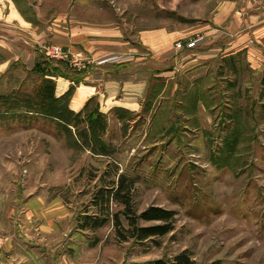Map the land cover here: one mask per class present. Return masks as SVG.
I'll return each instance as SVG.
<instances>
[{
    "label": "rangeland",
    "instance_id": "rangeland-1",
    "mask_svg": "<svg viewBox=\"0 0 264 264\" xmlns=\"http://www.w3.org/2000/svg\"><path fill=\"white\" fill-rule=\"evenodd\" d=\"M217 2L0 0V34L15 46L24 44L20 34H34L31 50L38 60L44 57L54 66L62 61L74 78L93 82L78 112L71 102L83 81L69 80V89L56 93L63 97L75 87L68 107L78 114L77 126L67 131L48 118L31 124L13 116L19 105L11 91L24 81L27 87L35 84L26 88L32 96L41 75L16 68L0 77V264H149L183 251L197 264H264V71L255 77L241 69L228 97L207 99L197 111L195 100H185L181 91L185 79L164 90L161 77H155L143 93L146 100L127 101L131 95H126L121 101L136 104L129 108L119 100L134 87L128 84L131 67L119 65L134 55L119 48L133 47L138 58L145 57L147 32L193 31L210 20ZM67 32L86 33L108 52L76 56L55 46L53 37ZM54 47L65 59L46 56ZM8 57L0 48V62ZM45 78L54 80L56 89L58 79H66ZM121 81H126L124 92L116 86ZM191 83L186 87L197 85ZM192 112L202 115H184ZM122 174L136 180L133 210L174 211L173 232L143 243L123 242L111 216L96 232L78 229L84 215L107 208L94 198L103 188L116 189ZM109 210L115 214L122 205L110 201Z\"/></svg>",
    "mask_w": 264,
    "mask_h": 264
},
{
    "label": "crops",
    "instance_id": "crops-1",
    "mask_svg": "<svg viewBox=\"0 0 264 264\" xmlns=\"http://www.w3.org/2000/svg\"><path fill=\"white\" fill-rule=\"evenodd\" d=\"M216 1L218 2L212 10L210 20L200 24L193 31L168 32L161 30L147 32L145 57L138 58L137 51L133 47L119 48L121 51H128L134 55L130 60L119 64L121 65L120 68L131 67L130 71L132 70V73L128 84L134 86L131 88L132 93L125 94L124 90H126L127 85H124V83L126 81H121V86L116 83L117 88L124 92L123 97L119 99L120 101H126L124 97L126 95H131L130 100L128 99L127 101L146 100V97L142 98L143 93L147 88L148 81H152L155 77H161L164 90L175 79L177 80L175 82L185 79V89H181V91L184 92L185 100H195L193 108L197 111L205 106L203 101L206 102L207 99L216 100L221 97L224 100L228 97L229 92L232 91L231 88L235 85V79L238 76L239 78L242 77L239 74L241 69V71L243 69L251 70L254 72L253 75L255 77L258 75V71H264V0ZM3 31L5 34L7 32L10 33L9 29H4ZM58 33L60 32L58 31ZM20 35H23L24 44L15 46L12 38L8 39L4 34H0V48L10 55L7 61L0 62L1 78H7L10 75L9 73L16 68H22L28 74H36L33 69L38 58L35 52L31 50V45L34 42L32 36L34 34L31 37L25 34ZM87 35L86 33L72 32L70 34L67 32L65 37L59 34L55 35L53 41L55 46L66 47L76 56L91 54L95 57L100 53L108 52V50L105 51V45L99 44L98 39L90 40ZM189 40H197L196 47L182 50L175 48L176 42L183 41L186 43ZM111 51L114 52L115 50ZM138 72H142L141 75H138ZM144 74L147 79L141 78ZM262 77L264 78L263 75ZM192 81L197 85H193V88H187L186 85L191 87ZM83 82L76 88L71 102V109L76 112L83 108L84 102L89 98L87 94L90 93L93 86L89 87L93 82L91 81L90 83L88 77H85ZM203 83L209 86H203ZM71 84L72 82L69 80L58 79L57 96L63 95ZM212 84L215 87L217 86V90H212V87L209 88ZM224 84L227 86L226 89L220 87L221 85L224 86ZM33 86L27 87L26 82L23 81L11 92L26 93V88L33 89ZM163 94H165L164 91L162 92ZM158 96H161V94L159 93ZM81 97H85L83 103L79 108H74L76 101ZM205 104L208 109L214 107L210 103ZM120 105L121 107L129 108L136 104L121 101ZM185 107L182 106V108ZM140 108L141 106L138 104V110ZM21 113L24 114V112L16 111L15 115L17 116ZM31 115L33 114L30 113L29 116ZM184 115L198 116L202 115V112H199V114L198 112L185 113ZM28 121H30L28 123L33 124L40 121V118L34 116L33 120Z\"/></svg>",
    "mask_w": 264,
    "mask_h": 264
},
{
    "label": "trees",
    "instance_id": "trees-1",
    "mask_svg": "<svg viewBox=\"0 0 264 264\" xmlns=\"http://www.w3.org/2000/svg\"><path fill=\"white\" fill-rule=\"evenodd\" d=\"M61 65L54 66L50 60H46L44 57L39 58L33 69V72L43 77L41 83L34 90V94L24 92L15 93L13 98L14 102L19 105L17 110H14V118L22 120H33V117L48 118L56 121L64 129L69 131L71 127H76L75 114L69 109V100L72 97L75 87H72L63 97L56 96V83L52 79L45 78L46 76L55 77L62 76L68 80H72L76 84L83 81V78H74L69 69L65 70L62 67L65 66L64 62L59 61ZM63 65V66H62ZM75 75H79L80 72L73 70ZM264 85V78L262 79ZM85 97L79 98L75 107L79 108ZM4 100V99H3ZM67 101L66 108L56 109V105L61 101ZM44 107V108H43ZM15 108V107H14ZM24 112L15 115V112ZM30 113L33 115L29 116ZM96 114L92 113L90 117H94ZM12 116V117H13ZM92 121V120H90ZM90 121L88 123H90ZM65 126V127H64ZM136 183V180L127 178L126 175H120L117 188L106 189L103 188L98 192V195L94 198L93 203L103 202L107 205V208L100 209V211L94 215H84L80 219L78 229L81 231L96 232L97 230L105 227L110 222V216L114 225L115 233L118 240L127 242L129 240H135L138 243L146 242L154 238L164 237L174 231L175 226V212L164 209L163 207L151 206L143 212L137 214L133 210L131 189ZM116 201L122 205V210L115 214H110L109 203L110 201ZM126 222V225L123 223ZM158 222L157 225L144 226L141 223ZM149 264H197L191 257L188 251H183L172 259H157Z\"/></svg>",
    "mask_w": 264,
    "mask_h": 264
},
{
    "label": "built area",
    "instance_id": "built-area-1",
    "mask_svg": "<svg viewBox=\"0 0 264 264\" xmlns=\"http://www.w3.org/2000/svg\"><path fill=\"white\" fill-rule=\"evenodd\" d=\"M197 40H189L188 42L184 43L183 41H178L175 44V48L177 50H182L184 48L192 49L196 47ZM47 57H50L51 59H65L66 55L64 54V51L59 47H54L50 51L47 50L45 52Z\"/></svg>",
    "mask_w": 264,
    "mask_h": 264
}]
</instances>
